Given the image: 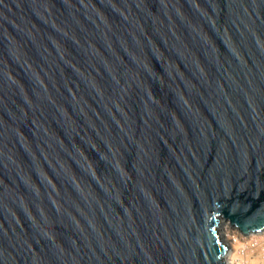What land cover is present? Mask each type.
<instances>
[{
    "label": "water",
    "instance_id": "water-1",
    "mask_svg": "<svg viewBox=\"0 0 264 264\" xmlns=\"http://www.w3.org/2000/svg\"><path fill=\"white\" fill-rule=\"evenodd\" d=\"M264 230V0H0V264H225Z\"/></svg>",
    "mask_w": 264,
    "mask_h": 264
},
{
    "label": "bare ground",
    "instance_id": "bare-ground-1",
    "mask_svg": "<svg viewBox=\"0 0 264 264\" xmlns=\"http://www.w3.org/2000/svg\"><path fill=\"white\" fill-rule=\"evenodd\" d=\"M235 228L231 226V224L228 222V221H224L222 220L219 224V231H220V234H221V239L223 240V242L225 244H229L231 245V249L230 251H228V247H227V252L225 254V264H241V258L242 260H244L245 264L249 263V264H254V262L257 260L256 258H251V253H249L248 255L245 256V252L244 254L240 253V247H242L240 241L237 239V236H236V233L234 232ZM255 232H258V233H264V230H261L260 231H255ZM252 233V232H250ZM250 233L246 234V235H250ZM246 237V236H245ZM256 238V236H253V237H246L244 239H242V242H243V247L246 246L245 243H247V245H251V242H257L256 240H254ZM246 239L247 242L245 241ZM228 246V245H227ZM247 247V248H250L252 249V246L250 247ZM255 248V246H254ZM260 249V247H257ZM256 249V248H255ZM256 251H262L261 249L260 250H256ZM238 256V257H237ZM239 256L241 258H239ZM258 257V256H256Z\"/></svg>",
    "mask_w": 264,
    "mask_h": 264
},
{
    "label": "built area",
    "instance_id": "built-area-1",
    "mask_svg": "<svg viewBox=\"0 0 264 264\" xmlns=\"http://www.w3.org/2000/svg\"><path fill=\"white\" fill-rule=\"evenodd\" d=\"M235 233H236V235H237V237H239L240 236V238H242V239H244V238H246L245 237V235L244 234H242L240 231H238L237 229H235V231H234ZM261 232V231H260ZM257 239H254V240H256L257 242H251V245L250 246H252V249H250V248H247L249 245H247V243H245L246 244V246H244V247H240V253H242V254H244V252H245V256L246 255H248L249 253H256L257 251L256 250H262V251H264V233H262L259 237H256ZM247 242V241H246ZM249 246V247H250ZM254 246H255V248H254ZM257 247H260V249L259 248H257ZM238 257V256H237ZM239 258H241L240 256H239ZM241 264H245V262H244V260H242V258H241ZM247 264H249V263H247Z\"/></svg>",
    "mask_w": 264,
    "mask_h": 264
},
{
    "label": "rangeland",
    "instance_id": "rangeland-1",
    "mask_svg": "<svg viewBox=\"0 0 264 264\" xmlns=\"http://www.w3.org/2000/svg\"><path fill=\"white\" fill-rule=\"evenodd\" d=\"M236 229V228H235ZM234 229V230H235ZM262 233H258V232H252L250 233V235H245L247 238L248 237H253V236H256V237H259ZM237 236V235H236ZM237 239L240 241L242 247H243V242H242V239L239 237H237ZM257 239V238H255ZM248 239H246L245 241H247ZM228 245V251H230L231 249V245L227 244ZM241 247V248H242ZM258 256V257H256ZM227 258V257H225ZM251 258H256L257 260L254 262V264H264V251H257L256 253H251ZM226 262V261H225Z\"/></svg>",
    "mask_w": 264,
    "mask_h": 264
}]
</instances>
